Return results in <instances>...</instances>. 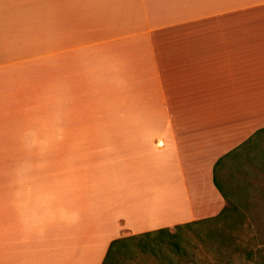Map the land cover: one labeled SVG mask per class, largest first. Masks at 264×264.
Returning a JSON list of instances; mask_svg holds the SVG:
<instances>
[{"label": "crops", "instance_id": "0c3cea01", "mask_svg": "<svg viewBox=\"0 0 264 264\" xmlns=\"http://www.w3.org/2000/svg\"><path fill=\"white\" fill-rule=\"evenodd\" d=\"M261 130L264 0H0V264L216 215L215 162Z\"/></svg>", "mask_w": 264, "mask_h": 264}, {"label": "rangeland", "instance_id": "374dc122", "mask_svg": "<svg viewBox=\"0 0 264 264\" xmlns=\"http://www.w3.org/2000/svg\"><path fill=\"white\" fill-rule=\"evenodd\" d=\"M16 104L18 111H25L24 108L28 102H16ZM27 109L33 112L34 106H29ZM20 119L24 117H18V122ZM31 123H34L33 120ZM20 128L22 127L18 123V129ZM48 135L25 132L17 134L18 140H41ZM256 139L255 143L237 150L233 157L226 160L217 171V184L227 195L228 201L235 203L240 212L238 216H228L219 224L225 226L222 227L226 232L230 231V236L226 237L228 244L225 242L221 246L222 242H219L217 238L209 240L204 237L203 229H201L202 233H199L201 240L197 239L196 235H192V232L185 230L189 233L186 237L187 241L181 243L184 249L183 254L177 255L166 251L171 249L168 247L171 245V240L163 243L161 253L156 251L153 255L150 252H137L136 245L131 244L130 251L123 253L116 264H167V258L171 264H252L251 260L264 261V132H260ZM2 151V171L5 172L9 168V150ZM164 202L166 198H163L162 204H168ZM169 214L162 213L163 219H169L171 213ZM210 227L214 228L212 225ZM149 240L156 247L158 243L156 237ZM235 246L241 250L244 248L248 250L252 258H249L245 251H232Z\"/></svg>", "mask_w": 264, "mask_h": 264}, {"label": "trees", "instance_id": "16d2710c", "mask_svg": "<svg viewBox=\"0 0 264 264\" xmlns=\"http://www.w3.org/2000/svg\"><path fill=\"white\" fill-rule=\"evenodd\" d=\"M260 132H264V130L259 131V133ZM245 143L246 142H244L241 146L242 147L245 146ZM236 151L237 150H233L229 154H226L225 156L218 159L213 166V171H216L219 167H221L226 160L232 158L233 155L236 153ZM213 183L216 189L218 190V192L221 194L222 198L225 200V205L219 211V213H217L216 215L212 217L178 224V225L171 227V229L162 228L159 230L146 232V233L139 234L136 236L115 239L109 243L101 264H116L117 260L119 259L120 256H122L123 253L130 251L131 244L136 245L135 248H138L137 252H140V253L150 252L153 255L155 254L156 251L157 253H161L163 243L166 240H169V241L171 240L170 242L171 245L168 246V247H171V249L169 250L166 249V251L170 253L171 252L175 253L177 255L183 254L184 249L182 248L181 243H184L185 241H187L186 240L187 234L189 232H192V235L194 236L196 235L197 236L196 238L201 240V236L199 234V233H202L201 229H203L204 237L208 238L209 240L217 238L219 242H222L221 246L224 245L225 242L227 243L226 237L230 236V231L226 232L225 229L223 228L225 226L222 224L221 225L219 224L221 223L222 220H225L228 216H238L240 212L238 211V208L235 205V203L228 201L227 195L222 192L221 188L217 184L216 176L213 177ZM226 204H229V206H226ZM211 225L214 228H211L210 227ZM185 230H188L189 232ZM152 237H156V240L158 241L156 247H154V245L151 244L149 240V238H152ZM232 251L234 252L245 251L246 254L249 256V258H252V254L249 253L248 250H246L245 248L241 250L239 247L235 246ZM251 263L252 264H264V261L262 259L258 261L251 260ZM167 264H171L168 261V258H167Z\"/></svg>", "mask_w": 264, "mask_h": 264}]
</instances>
